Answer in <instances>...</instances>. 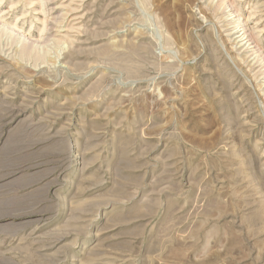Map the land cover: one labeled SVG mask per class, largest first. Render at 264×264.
<instances>
[{
	"label": "rangeland",
	"instance_id": "rangeland-1",
	"mask_svg": "<svg viewBox=\"0 0 264 264\" xmlns=\"http://www.w3.org/2000/svg\"><path fill=\"white\" fill-rule=\"evenodd\" d=\"M1 23L0 264H264V0Z\"/></svg>",
	"mask_w": 264,
	"mask_h": 264
},
{
	"label": "bare ground",
	"instance_id": "bare-ground-1",
	"mask_svg": "<svg viewBox=\"0 0 264 264\" xmlns=\"http://www.w3.org/2000/svg\"><path fill=\"white\" fill-rule=\"evenodd\" d=\"M221 3L224 2V0H220ZM207 3V2H206ZM237 12V11H236ZM0 27L4 28L5 30L11 32L13 30H11L5 23H1ZM237 28V27H236ZM11 30V31H10ZM15 33V32H14ZM253 35V34H252ZM251 34L248 33L247 30H245L244 28H240L239 33H238V37L236 38L238 41L236 42L237 44H241V47H251L252 45H257V42L255 40H253V38ZM254 36V35H253ZM256 54V53H255ZM254 56V55H253ZM264 81V80H263ZM264 90V89H263Z\"/></svg>",
	"mask_w": 264,
	"mask_h": 264
}]
</instances>
